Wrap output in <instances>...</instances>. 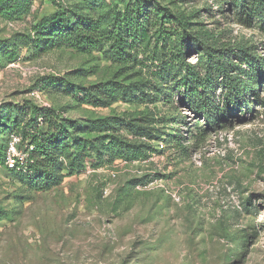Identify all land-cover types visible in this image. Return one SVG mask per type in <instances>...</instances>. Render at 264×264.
<instances>
[{
	"label": "rangeland",
	"instance_id": "rangeland-1",
	"mask_svg": "<svg viewBox=\"0 0 264 264\" xmlns=\"http://www.w3.org/2000/svg\"><path fill=\"white\" fill-rule=\"evenodd\" d=\"M237 2L0 0V117L12 115L10 129L0 123V157L6 150L0 160V264H264V77L258 97L249 98L251 112L231 105L229 119L204 134L206 119L184 94L187 70L201 65L204 53L187 40L183 62L177 25L159 17L182 16L192 32L219 47L256 43L264 57V33L236 20L242 16ZM138 3L153 9L140 28L150 40L129 45L123 33L124 41H116L115 15H129ZM72 6L100 25L101 49L83 52L64 40L34 52L30 41L39 23ZM50 81L56 83L46 89ZM111 83L120 99L110 106L80 100L83 91ZM211 95L223 111L226 90L212 88ZM41 109L54 111V121L87 128L66 140L83 142L80 153L69 150L83 160L73 174L65 161L58 181L30 185L6 162L12 136L19 161H27L28 144L12 130L16 113L28 114L29 121ZM108 119L116 131L98 128ZM131 124L155 130L151 143L142 142L156 153L132 162L113 159L121 148L110 147L112 139L132 143ZM175 134L183 137L181 145L169 144Z\"/></svg>",
	"mask_w": 264,
	"mask_h": 264
},
{
	"label": "trees",
	"instance_id": "trees-1",
	"mask_svg": "<svg viewBox=\"0 0 264 264\" xmlns=\"http://www.w3.org/2000/svg\"><path fill=\"white\" fill-rule=\"evenodd\" d=\"M237 6L240 7L242 16L236 20L240 24L248 26V29L253 28L256 24L264 33V0H238ZM71 8V10L63 8L39 23L35 28L36 36L30 41L34 52L42 51L46 48V45L49 46L51 43L61 45L64 40L83 52L101 49L104 45L105 35L100 30V25L88 16L81 15L77 8L73 6ZM3 10L8 13L12 9L8 6ZM152 10L149 11L145 8V4L139 5L138 3L129 15L121 16L120 13H117L115 17L118 21L116 24L118 27L112 33L116 41H124L121 37L123 33L128 34L126 35L128 37L126 44L129 45L135 44L138 40H141V42L150 40L147 32L140 28H143L142 21H148ZM159 17L167 23L177 25V27H173V30L181 38L180 46H183L181 49L183 62L186 56L183 48L187 44V40L193 43L195 49H200L204 53L201 65L187 70L185 77L187 91L184 93L188 100H196L195 114L206 119L207 125L202 132L205 134L221 127L233 114L234 110L231 105L236 111L245 107L248 112H251L249 98L251 96L258 97V87L260 86L261 77H264V57L257 53L258 45L250 41L248 43L241 41L237 44L219 47L207 43L206 36L192 32L189 28L190 23L186 18L165 12L160 14ZM134 29L137 32L141 30V32L135 33V31H132ZM129 38L132 41H129ZM10 55L13 56V54ZM55 83V81L44 82V85H47L45 87L47 89L48 84ZM219 86L226 90L224 109L221 112L213 103L211 95L212 88H219ZM55 88H59V85H56ZM119 92V88L112 83L100 85L93 87L91 91H83L80 100L88 104H94L96 107L110 106L120 99ZM53 115L57 114L48 109H41L39 111L35 110L33 112L35 119L30 117L29 121H27L28 118L26 119L28 114L25 113L17 112L14 117V120L16 119L18 122H15V127L12 129L16 131L13 134L19 135L23 142H27L28 145L25 150L27 161L22 167L9 168V171L30 185H33V183L37 185L51 184L58 181L60 177L56 175V172L65 161L70 165L71 174H73V172H76L77 164L83 160L82 156H70L69 154L71 148L80 153L83 149V142L75 139L76 143L71 146L66 140L76 136L79 131L85 132L87 128L80 127L76 123H70L66 119L54 121L51 119ZM10 116L12 115L10 114L6 118L0 117V123L7 121V129L11 128ZM40 119H42V123H40ZM110 121L108 119L97 123L98 128L102 131H116L117 126L112 125ZM40 124L46 125L49 131L43 132V129H40ZM155 134L154 129L147 127H135L134 129V125L131 124L129 135L133 137L132 143L127 144L118 136L112 139L113 141L109 146L121 148V152L116 153L113 159L125 158L127 161L132 162L150 158L156 153L149 144L156 137ZM143 139L149 143L142 142ZM182 139L183 137L179 134H175L170 137L169 144L178 143L181 145L179 142ZM4 152L3 157L6 154L5 147ZM3 157L1 156L0 160H4ZM61 159L64 160L61 161Z\"/></svg>",
	"mask_w": 264,
	"mask_h": 264
},
{
	"label": "built area",
	"instance_id": "built-area-1",
	"mask_svg": "<svg viewBox=\"0 0 264 264\" xmlns=\"http://www.w3.org/2000/svg\"><path fill=\"white\" fill-rule=\"evenodd\" d=\"M12 137H13L12 138L13 140L10 143V150H9L10 154H9V157L7 158V162L6 163H7V166L10 169H15L19 165H22L23 166L25 163L19 161L20 155L17 154L16 147H15V144L18 142V140L16 139L15 136H12ZM159 148L163 149L164 148V145L161 144Z\"/></svg>",
	"mask_w": 264,
	"mask_h": 264
}]
</instances>
